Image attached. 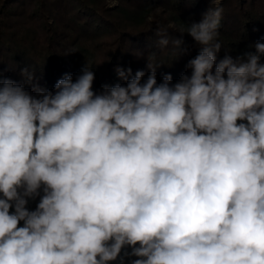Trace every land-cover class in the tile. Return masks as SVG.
Instances as JSON below:
<instances>
[{"label": "clouds", "instance_id": "1", "mask_svg": "<svg viewBox=\"0 0 264 264\" xmlns=\"http://www.w3.org/2000/svg\"><path fill=\"white\" fill-rule=\"evenodd\" d=\"M207 2L175 84L152 57L100 93L89 65L35 95L0 79V264H264V42L217 63Z\"/></svg>", "mask_w": 264, "mask_h": 264}, {"label": "trees", "instance_id": "2", "mask_svg": "<svg viewBox=\"0 0 264 264\" xmlns=\"http://www.w3.org/2000/svg\"><path fill=\"white\" fill-rule=\"evenodd\" d=\"M212 6L207 0H0V79L23 84L35 95L34 87L54 91L60 79L71 75L75 80L89 65L95 73L93 90L100 93L105 85L126 84L117 68H131L133 76L144 71L146 80L152 57L159 65L157 83L171 74L175 84L191 74L188 61L201 50L180 31L199 22ZM219 6L224 9L219 28L224 48L217 63L264 42V0H222ZM158 33H167V47L159 45ZM173 39L184 41L186 54L179 57ZM25 69L34 75L31 84L22 75ZM37 203L30 201L29 209Z\"/></svg>", "mask_w": 264, "mask_h": 264}]
</instances>
